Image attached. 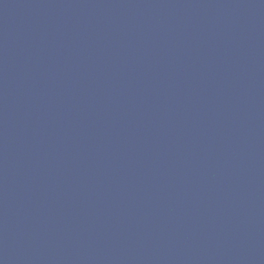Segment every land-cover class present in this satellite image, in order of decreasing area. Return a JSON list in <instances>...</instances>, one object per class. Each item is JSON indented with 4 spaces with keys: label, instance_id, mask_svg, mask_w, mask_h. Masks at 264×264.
Wrapping results in <instances>:
<instances>
[{
    "label": "water",
    "instance_id": "95a60500",
    "mask_svg": "<svg viewBox=\"0 0 264 264\" xmlns=\"http://www.w3.org/2000/svg\"><path fill=\"white\" fill-rule=\"evenodd\" d=\"M0 264H264V0H0Z\"/></svg>",
    "mask_w": 264,
    "mask_h": 264
}]
</instances>
